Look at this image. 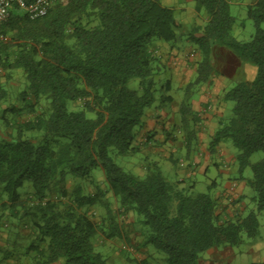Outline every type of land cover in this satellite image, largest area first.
Segmentation results:
<instances>
[{
  "label": "trees",
  "instance_id": "1",
  "mask_svg": "<svg viewBox=\"0 0 264 264\" xmlns=\"http://www.w3.org/2000/svg\"><path fill=\"white\" fill-rule=\"evenodd\" d=\"M192 1L196 11L206 13L208 22L201 32L193 29L189 36L200 60L180 113L184 121L193 114L189 92L214 76V46L227 48L241 62L256 68L254 79L237 83L223 96L233 103L231 117L214 134L211 147L232 141L240 152L239 173L251 168L252 178L246 184L255 194L252 200L257 213H264V157L250 163L255 153L264 154V0H255L247 8L255 31L248 42L232 36L236 19L227 0ZM181 29L174 11L160 0H67L36 20L14 7L0 25L1 69L23 71L27 81L20 93L23 101L28 98L38 104L46 99L50 104L46 116L16 125V136L0 139V189L7 196L8 208L23 210L37 230V243L27 249L35 252V258L28 264L60 260L64 264H109L95 251L97 226L79 213L96 205L101 193L85 195L77 185L68 207L44 202L55 185H62L66 196L64 185L69 178L92 180L91 173L98 168L124 212L135 214L147 229L143 245L165 253L168 264H199V256L212 248L239 246L243 236L258 238L257 213L221 223L218 204L209 194L178 189L159 170L144 179L136 177L110 157L111 149L124 156L136 152V128L156 100V59L150 47L155 41L177 43ZM133 79L139 81L140 93L128 88ZM7 98L8 92L0 84L1 114L18 115L14 107L1 109ZM81 100L85 101L82 111H68L67 102ZM34 104L29 105L31 109ZM87 113L95 118H88ZM26 132H41L42 137L28 138ZM26 184L32 189L31 206L19 193ZM113 224L109 236L122 238L123 233ZM42 243L46 248L39 247ZM0 252V264H8L13 252Z\"/></svg>",
  "mask_w": 264,
  "mask_h": 264
},
{
  "label": "rangeland",
  "instance_id": "2",
  "mask_svg": "<svg viewBox=\"0 0 264 264\" xmlns=\"http://www.w3.org/2000/svg\"><path fill=\"white\" fill-rule=\"evenodd\" d=\"M227 1L230 3L231 15L236 19L232 30V36L241 42L250 41L255 31L252 21L247 16V8L250 4L252 5L255 0H249L245 5L243 4L244 0ZM160 2L174 11L176 19L182 25L180 41L173 44H164L169 52L173 50V52H175L173 54L165 53L171 59H167L169 58L168 56L167 58L161 56L163 52L160 51L161 49L157 45V43L161 41H155L150 47V52L154 56V59H156L154 64L156 100L152 107L146 111L155 112L157 108H160L168 115L169 123L165 129H162V132H164L162 135L164 134L166 144H161V142H159L160 139L156 138L153 132H150L148 134L151 135L152 139L151 143L146 145V149L149 148L148 152L140 156L130 157L128 155H119L115 149H111L109 152L110 157L117 166L134 176L139 175L134 168V164L138 163L151 165V169L147 175L154 170H162L166 180L177 184L178 187L182 186L184 188L182 190L188 193L210 194L215 198L217 193L224 191L225 185L228 182L233 181L239 183L245 189L243 197L245 210L241 217L244 218L251 212L257 213L256 205L252 200L255 194L251 188L244 184V181L246 182L252 178V170L250 167H247L242 175L239 173L237 156L240 152L233 145L231 140L224 141V144L234 157L232 164H229L231 171L219 175L215 170H211L208 178L217 179L218 185L216 188L208 189L210 184L209 179H203L199 176L197 178L198 183L196 185V190L194 192L190 190V186L194 182L195 177L192 178V176H188L189 172L185 173L186 166L189 167L194 165L193 160H195L197 156L201 157L206 150H209L212 138L205 139V141H203L204 143H201V140L197 139V137L187 138L188 135L193 133H195V136L197 135L196 126H198V122L195 120L196 114L192 111L193 114L187 116L184 121L179 109L186 98L187 87L196 78L194 71L197 69V63L200 60L199 52L194 43L189 39V36L193 32V29H198L199 32L202 31L208 22V16L204 11H196L195 3L192 0H160ZM236 3L240 4L237 5ZM262 28L264 29V25H262ZM0 40H2L1 37ZM69 44L72 45L73 41H69ZM10 57H14L13 51H10ZM169 61L171 63H169ZM174 62L177 63L175 67L178 66L180 69L186 70V76H184L178 84L173 83L172 80L175 77L170 73ZM211 62L215 71L214 76L210 82L196 86L189 92V95L191 93L189 104L199 103L201 97L203 101L201 100L200 103H228L229 109L225 117H223L221 128L230 119L231 109L233 107V103L224 101L223 96L229 89L235 86L237 82H240V79L238 78L234 83H229V79L233 78V72H235L237 61L235 60L234 54L227 48L214 46L212 48ZM244 65L240 66L238 69V71H240V78H242V80L254 79L256 68L250 64L244 63ZM191 73L192 76H190ZM167 82L170 83L169 88L166 86ZM0 84H2L8 92V98L2 104L1 109L4 110L14 107L17 109L18 113V115L13 113L4 115L0 112V139L8 140V138L16 136V125L33 121L36 117L42 115L46 116L49 113L50 104L48 100L41 99L38 104H34V102L28 98L25 101L20 98V93L25 90L27 86L25 74L22 70L7 73L0 67ZM127 86L130 90L140 93L138 80H131ZM84 102V100L67 102L66 106L68 111L79 112L83 110ZM31 103L34 104L32 109L29 106ZM87 117L93 119L95 115L93 113H87ZM25 136L38 140L41 139L42 134L41 132H26ZM186 138L187 144L185 143ZM162 146L165 152L171 153L174 163L168 160H158L159 168H157L153 165L157 159L152 153V150H157V148L160 149ZM187 156H189L192 161L188 160ZM216 157L217 156L214 155V161H217ZM263 157L264 154L262 152L255 153L251 156L250 163L259 162ZM222 170L223 168L221 167L220 171L222 172ZM147 175L139 177L144 179ZM103 176L101 169L98 168L92 171V180L77 181L69 178L64 185L68 195L64 196L62 194V185H55L47 194L44 202L50 201L56 203L62 209L68 207L71 205L70 194L77 185L82 187L85 195L101 193L102 199L96 205L84 207L79 210V213L84 214L97 226V235L94 242L95 251L100 253L109 264H168V257L165 253L157 250L152 245H143L144 235L147 233V229L139 224L138 220L134 221L132 216H130L131 213L126 214L124 212V209L121 208L113 194L107 190ZM182 181H184V183H180ZM247 192H249V194H247ZM19 193L28 206L34 204L32 189L29 184H26L23 189H20ZM8 206L9 202L7 196L3 194L0 189V249H7L13 252V256L7 261L8 264L31 263L35 258V252H29L27 249L31 244L37 243V230L33 226L32 220L23 215V210L17 208V210L13 212ZM257 216L259 221V236L257 239L252 240L243 236V243L239 246L212 248L199 256V262L208 260L209 264H253L262 261L264 259V213H257ZM236 220L238 219H233L232 222ZM113 223L116 224V227L120 229L128 241L122 238H112L109 236L112 232ZM129 227H131V230ZM137 238L139 240H137ZM39 245L40 248H46L47 246L46 243ZM2 255L3 254L0 252V259H2ZM1 264L6 263L2 262ZM56 264H64V262L60 260Z\"/></svg>",
  "mask_w": 264,
  "mask_h": 264
},
{
  "label": "crops",
  "instance_id": "3",
  "mask_svg": "<svg viewBox=\"0 0 264 264\" xmlns=\"http://www.w3.org/2000/svg\"><path fill=\"white\" fill-rule=\"evenodd\" d=\"M247 2H249V0H244L243 4L245 5L247 4ZM240 3H236V4L239 5ZM164 44L165 43H162V42L157 43L158 47L161 49L160 51L163 52L162 53L163 55L161 56L163 58H167L168 55H166L165 53L173 54L175 52H173L174 50L172 52H169ZM167 59H171V58L169 57ZM235 60L237 61L236 69L234 70L235 72H233V78L229 79V83L230 82L234 83L238 78L240 79V82L243 81L242 78H240V71H238V69L240 68V66H243L244 63L241 62L237 57H235ZM169 63L171 62L169 61ZM173 64L174 65H172V71L170 73L174 75L175 77L172 80L173 83L178 84V82H181L182 78L186 76V72H185L186 70L180 69V67L178 66L175 67V65L177 64L175 62ZM194 73L196 76V70L194 71ZM190 76H192V73L190 74ZM201 100H202V97H201ZM201 100L199 101V103H190V107L192 111L196 114V117H197L196 121L198 122L197 123L198 126H196L197 135L195 136V133H193L191 135H188L187 138L197 137V139L201 140V143H204L203 141H205V139L213 138L214 134L219 130L221 123L223 122V117H225L229 109L228 108L229 104L228 103H200ZM168 123H169L168 115L164 113V111L161 110L160 108H157L155 112L146 111L142 118V125L139 128H137L135 131L133 147L136 149V152L128 156L130 157L140 156L141 154L149 151V148L146 149L147 147L146 145L151 143L152 137L151 135L148 134L150 132H153L155 134V137L160 139L159 142H161V144H166L165 139H164V134L162 135V133H164L162 132V129H165ZM187 138L185 139V143L187 141ZM163 149L164 147L162 146L160 149L157 148V150H152V153L157 159L153 163V165L156 166L157 168H159L158 160H161V161L168 160L171 163H174L171 153L169 154L165 152ZM214 155L217 156L216 157L217 161H214L213 159ZM187 158L188 160L192 161L191 158H189V156H187ZM233 161H234V157L229 152V149L224 144V142L219 143L214 148L210 146L209 150H206L204 154L201 155V157L197 156L195 160H193L194 165L189 166V167L186 166L187 168L185 169V173L189 172L188 176H192V178L195 177L194 182L190 186L191 192H194L196 190V185L198 183L197 178L199 176L203 179H209L210 184H209L208 189L216 188L218 185L217 179L208 178L210 176L211 170H215L216 173L219 175L222 173L231 171L229 164H232ZM221 167L223 168L222 172L220 171ZM134 168L139 173V175L136 177L145 176L150 171L151 165H143L142 163H138V164H134ZM101 172L103 174L102 170ZM160 172L162 173V175H164L162 170H160ZM180 183H184V181ZM244 184H246L245 181H244ZM178 189L182 190L184 188L182 186H179ZM244 192H245V189L241 184L235 183L232 181V182H228L225 185L224 191L217 193L215 198H213L209 194L214 200H216L218 204V215L220 216L221 223L233 221V219L239 220L243 218L241 216L243 215V211L245 210V204H244V199H243ZM247 194H249V192H247ZM232 202L233 204H231ZM130 216H132V219H134V221L139 220L138 217L133 213H131ZM130 228L131 227H129V229ZM122 239L127 240L124 234H122ZM137 240L139 239L137 238ZM199 264H209V262L208 260H202L201 262H199ZM253 264H264V259L262 261H259Z\"/></svg>",
  "mask_w": 264,
  "mask_h": 264
},
{
  "label": "built area",
  "instance_id": "4",
  "mask_svg": "<svg viewBox=\"0 0 264 264\" xmlns=\"http://www.w3.org/2000/svg\"><path fill=\"white\" fill-rule=\"evenodd\" d=\"M67 0H0V25L4 23L14 7L23 11L31 20L42 18L58 2Z\"/></svg>",
  "mask_w": 264,
  "mask_h": 264
}]
</instances>
